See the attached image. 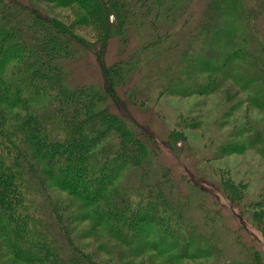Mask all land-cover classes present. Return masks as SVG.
<instances>
[{"label":"trees","instance_id":"trees-1","mask_svg":"<svg viewBox=\"0 0 264 264\" xmlns=\"http://www.w3.org/2000/svg\"><path fill=\"white\" fill-rule=\"evenodd\" d=\"M40 1L77 4L85 12L83 22L102 35L88 43L75 22L49 15ZM262 2L207 0L203 20L171 34L159 20L167 12L164 0H0V250L13 264H107L74 241L69 223L78 219L91 220L121 247L124 262L111 264H129L127 257L148 252L163 264H264L261 252L237 247L233 234H227L228 242L237 251L227 257L214 236L202 233L210 215L197 207V224L188 207L190 198L204 193L202 187L183 176L191 186L186 201L172 167L160 163L148 145L154 137L149 125L139 131L134 118L131 126L110 107L122 104L121 91L134 98L126 86L139 56L121 51L106 62L114 29L127 42L134 27L147 26L153 38L144 42V50L163 54L167 46L177 53L157 72V82L163 79L161 86L171 94H209L232 77L239 62L246 66L242 78L256 84L251 103L264 108ZM86 52L94 54L100 71L92 81L73 85L65 64ZM176 134L170 140L181 146L183 136ZM243 148L233 143L222 151ZM125 172L135 179L123 187ZM219 178L222 193L237 204L235 213L255 223L264 237V202L244 203L242 187ZM50 183L79 204L81 213L57 203ZM209 200L202 202L218 207L217 200Z\"/></svg>","mask_w":264,"mask_h":264},{"label":"rangeland","instance_id":"rangeland-1","mask_svg":"<svg viewBox=\"0 0 264 264\" xmlns=\"http://www.w3.org/2000/svg\"><path fill=\"white\" fill-rule=\"evenodd\" d=\"M164 1L167 12L162 10L164 13L160 15L159 20L167 25L169 29L167 32L171 34L182 31L183 26H185L183 30L191 29L196 20H203L206 14L207 0ZM39 5L55 18L70 24L75 22L77 33L88 43L94 44L102 35L99 30L83 22L85 12L77 4L58 6L40 1ZM261 11L263 12L259 14L258 21L264 37V4ZM150 31L147 26L134 27L129 32L127 42H123L124 38L119 35V30L114 29L111 37L107 39V63L114 62L121 51L125 57L127 54L139 56L136 74L127 81L126 86V89L132 90L134 98L126 97L125 90L121 91L123 105L111 103L110 107L131 126L134 125L135 119L139 131L149 125L154 137L152 141H147L148 145L152 152L159 155L160 163L172 167L173 175L176 181L180 182L179 188L186 201L188 200L185 193L191 186H187L185 178L195 180L198 187H202L204 193L190 198L188 205L190 210H193L192 218L197 224H200L199 213L195 212L197 207L202 206L207 213L204 212L210 215L206 220L209 228L203 229L202 233L214 236L217 240L214 239L215 243L227 257H233V253L237 251L228 242L227 234H233L239 245L237 247L248 251H252L251 247H253L262 253L264 262V237L259 227L235 213L234 202L226 198L219 184V176L231 179L242 187L246 195L244 203L258 200L264 202V108L256 106L250 100L251 97L254 99L256 84L250 86L248 80L242 78L243 68L246 66L238 62L232 77L221 81V85L209 94L173 95L161 86L163 79L161 82L157 80L159 69L168 62H173L177 53L169 51L166 45V49L163 50H166V53L163 54L161 51L155 54L153 49L144 50V42L153 38ZM159 32H162L161 36L164 33V31ZM164 54H167L166 57ZM161 58H163L162 64ZM65 67L70 75L68 81L73 85L92 81L91 79L96 78V73L100 71L92 52L83 53L75 61L68 60ZM156 84H158L157 88ZM135 91L136 95H134ZM143 93L145 97H142ZM138 96L139 98L136 99ZM172 133H177L176 138L182 134L181 146H176L177 139L174 142L170 140ZM233 143L242 144L244 148L238 152L222 151L224 147ZM134 179L131 173L125 172L121 175L119 183L125 187ZM49 185L52 198L57 203L63 205L69 213H76L78 209V214L81 213L79 204H75L65 191L52 186L51 183ZM213 198L218 201L219 208L216 205L206 206L202 202L204 200L211 203L209 199ZM241 208L244 209L242 206ZM214 212L218 213L214 214ZM66 215L64 211V218H67ZM213 215L216 219L210 218ZM69 227L74 241L96 260L107 264L124 262L121 257L123 256L121 247L110 243L103 232L93 226L91 220H74L72 224L69 223ZM127 258L128 260L125 261L129 264H163L157 254L150 252L140 257ZM0 264H13L12 256L4 249L0 250Z\"/></svg>","mask_w":264,"mask_h":264}]
</instances>
